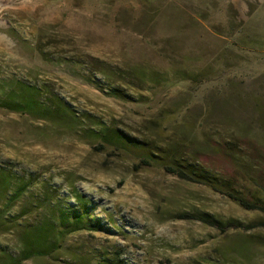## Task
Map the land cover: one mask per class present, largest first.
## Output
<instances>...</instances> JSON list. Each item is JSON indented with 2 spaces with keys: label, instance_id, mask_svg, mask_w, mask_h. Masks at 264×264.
<instances>
[{
  "label": "rangeland",
  "instance_id": "rangeland-1",
  "mask_svg": "<svg viewBox=\"0 0 264 264\" xmlns=\"http://www.w3.org/2000/svg\"><path fill=\"white\" fill-rule=\"evenodd\" d=\"M254 181L264 0H0V264H264Z\"/></svg>",
  "mask_w": 264,
  "mask_h": 264
},
{
  "label": "trees",
  "instance_id": "trees-1",
  "mask_svg": "<svg viewBox=\"0 0 264 264\" xmlns=\"http://www.w3.org/2000/svg\"><path fill=\"white\" fill-rule=\"evenodd\" d=\"M32 103L34 104L33 95L31 93L29 94L28 98H25L24 101L20 102V104H22L24 107L26 106L27 108H31L33 106ZM166 168L169 169L170 172L185 180H202L204 181V183L207 182L208 184H211L213 180L210 178V174L204 171H202L201 174L198 170L194 171L191 169H184L183 167H176L173 165H168V167ZM254 183L259 185L258 194L260 196H258L255 192L250 196H243L237 193L235 190L229 189H225V193L246 209H256L264 211V183H259L256 181H254ZM227 186H229L230 188L231 185L227 183ZM78 200L81 201L80 198ZM81 205V209H76L68 213H62L58 215V222L57 226L55 227L58 239H63L72 231H79L82 229H96V225L93 222L92 217L89 215L90 213L86 208L85 203ZM33 253L34 252L25 249L23 251L22 258L31 257L32 255H34Z\"/></svg>",
  "mask_w": 264,
  "mask_h": 264
}]
</instances>
